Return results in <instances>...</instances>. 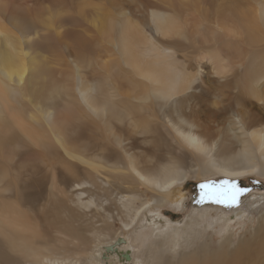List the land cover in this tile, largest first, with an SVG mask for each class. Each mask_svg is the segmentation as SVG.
<instances>
[{
  "label": "bare ground",
  "instance_id": "1",
  "mask_svg": "<svg viewBox=\"0 0 264 264\" xmlns=\"http://www.w3.org/2000/svg\"><path fill=\"white\" fill-rule=\"evenodd\" d=\"M21 8L0 0V264H264V212L217 247L151 212L264 178V0Z\"/></svg>",
  "mask_w": 264,
  "mask_h": 264
},
{
  "label": "rangeland",
  "instance_id": "2",
  "mask_svg": "<svg viewBox=\"0 0 264 264\" xmlns=\"http://www.w3.org/2000/svg\"><path fill=\"white\" fill-rule=\"evenodd\" d=\"M28 1L29 0H3V2L8 7V9L11 10V13L22 19H24V16H23V9L21 7L23 6L24 8L27 5ZM0 22L8 30L7 32H9L14 38H20L19 32L16 31L14 28H12V26L9 23H6V21H1V20ZM199 178H201V180ZM228 178L229 177H222L217 175L209 176L207 179H205L204 176L191 177L190 180L184 185L183 192H181L182 198L178 203L177 202L169 203L168 205L164 206L161 209L154 208L151 212L155 213L153 215L159 217V219L162 220H167L164 214L168 215L169 212L174 214H179V217L175 220L174 225L185 226V224H188V226L185 227L186 234L191 237L190 241L193 243L195 242L197 243V240L195 238L198 237L197 234L201 231L204 234V236L211 235V237L214 238L216 242L214 244L215 245L214 247H217L216 245H219V243L226 236H229L228 234L231 233L233 234L234 241L236 244V242L238 243L241 239H244L246 236L248 237L250 234H253L254 230L257 228L258 224L260 223V219H259L260 215L264 212V199H263L264 178L260 177L259 175L247 176L243 178L242 177L229 178V179ZM225 180L234 183L239 181L242 182L247 181L253 184L255 186V189L249 193L245 192L242 196H240L238 207H228L227 210L220 208L218 210L214 209L210 211V208L208 207L211 205V202L209 205L197 204L198 202L194 203L192 200H190L191 199L190 190L193 185H195L196 188L197 187L199 188L201 184L211 183V182L220 183ZM260 200L263 202L261 203ZM258 201H260L261 205H259L256 208L251 209L250 206L248 205L250 204L252 206ZM246 209H249L250 212L249 213L244 212ZM158 210H160V212ZM236 210L242 211L245 216L243 218L232 221L225 220V218L227 219L235 216ZM174 214L168 216L169 219L175 218L173 216ZM141 222L142 221H140L139 224ZM121 226L122 225L120 224V222L116 224V227L118 228ZM196 229L199 231H196ZM119 240L120 239H118L117 242ZM173 254L175 256L178 255L177 252L175 251L172 252V255Z\"/></svg>",
  "mask_w": 264,
  "mask_h": 264
},
{
  "label": "snow or ice",
  "instance_id": "3",
  "mask_svg": "<svg viewBox=\"0 0 264 264\" xmlns=\"http://www.w3.org/2000/svg\"><path fill=\"white\" fill-rule=\"evenodd\" d=\"M201 200H211L214 203L224 204L227 207H238L239 198L244 194V190L236 183L223 181L219 185L205 183L200 185Z\"/></svg>",
  "mask_w": 264,
  "mask_h": 264
},
{
  "label": "flooded vegetation",
  "instance_id": "4",
  "mask_svg": "<svg viewBox=\"0 0 264 264\" xmlns=\"http://www.w3.org/2000/svg\"><path fill=\"white\" fill-rule=\"evenodd\" d=\"M212 184H215V185H219V184H221L222 182H211ZM236 184H237V186L239 187V188H241L242 190H244V193L245 192H247V193H249V192H251V191H253L254 189H255V186L253 185V184H251V183H249V182H242V181H239V182H236ZM191 186V185H190ZM194 188H196V186L195 185H193L192 187H191V190H190V196H191V199L190 200H192L194 203H197V204H210V202H211V205L208 207V208H210V211L211 210H214V209H216V210H218V209H224V210H227V206H225L224 204H218V203H214V202H212L211 200H201V195H202V193H201V188L199 187H197L196 189H194ZM208 205H206V206H208ZM169 212V211H168ZM245 212H247V213H249L250 212V210L249 209H246L245 210ZM171 214H174V213H170L169 212V214L167 215V214H164L165 216H166V219H169V217L168 216H171ZM175 218H173V219H171V222H175V220L179 217V214H174L173 215ZM160 221H164V223L166 224V220H162V219H159Z\"/></svg>",
  "mask_w": 264,
  "mask_h": 264
},
{
  "label": "water",
  "instance_id": "5",
  "mask_svg": "<svg viewBox=\"0 0 264 264\" xmlns=\"http://www.w3.org/2000/svg\"><path fill=\"white\" fill-rule=\"evenodd\" d=\"M120 241H122V240H120ZM120 241H119V242H120ZM119 242H118V243H119ZM125 258H126V259H129V257H128V256H126Z\"/></svg>",
  "mask_w": 264,
  "mask_h": 264
}]
</instances>
